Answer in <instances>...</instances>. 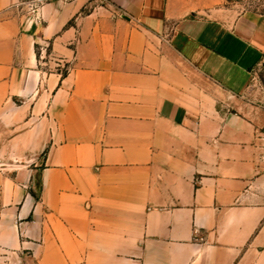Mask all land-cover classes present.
<instances>
[{"label": "crops", "instance_id": "obj_1", "mask_svg": "<svg viewBox=\"0 0 264 264\" xmlns=\"http://www.w3.org/2000/svg\"><path fill=\"white\" fill-rule=\"evenodd\" d=\"M263 55L258 13L0 0V264H264Z\"/></svg>", "mask_w": 264, "mask_h": 264}, {"label": "rangeland", "instance_id": "obj_2", "mask_svg": "<svg viewBox=\"0 0 264 264\" xmlns=\"http://www.w3.org/2000/svg\"><path fill=\"white\" fill-rule=\"evenodd\" d=\"M202 14L220 12L233 17L240 13H258L264 16V0H185ZM255 99L264 97V55L251 78ZM10 128L0 127V166L10 165ZM36 183V179H34Z\"/></svg>", "mask_w": 264, "mask_h": 264}, {"label": "built area", "instance_id": "obj_3", "mask_svg": "<svg viewBox=\"0 0 264 264\" xmlns=\"http://www.w3.org/2000/svg\"><path fill=\"white\" fill-rule=\"evenodd\" d=\"M33 1H34V2H35V1L39 2L40 0H33Z\"/></svg>", "mask_w": 264, "mask_h": 264}]
</instances>
